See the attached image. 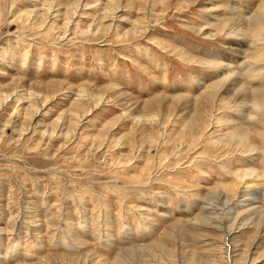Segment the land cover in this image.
<instances>
[{"label": "rangeland", "instance_id": "1", "mask_svg": "<svg viewBox=\"0 0 264 264\" xmlns=\"http://www.w3.org/2000/svg\"><path fill=\"white\" fill-rule=\"evenodd\" d=\"M263 3L0 0V264H264Z\"/></svg>", "mask_w": 264, "mask_h": 264}, {"label": "bare ground", "instance_id": "2", "mask_svg": "<svg viewBox=\"0 0 264 264\" xmlns=\"http://www.w3.org/2000/svg\"><path fill=\"white\" fill-rule=\"evenodd\" d=\"M264 4V3H263ZM105 17V16H104ZM107 17H113V11H112V14H109ZM251 17V16H250ZM110 19V18H109ZM245 22H247L248 24H245ZM235 24L237 25H240V26H244L246 25V28L244 26L243 30L244 29H248V30H252V31H258V30H262V28L264 27V5L262 6V10L258 11L252 19H247V21L245 20H242V19H237L235 21ZM223 31V30H222ZM250 33L252 35H255V32H251ZM264 34V33H263ZM210 36V35H209ZM208 36V37H209ZM263 36V35H262ZM261 36V37H262ZM231 39V38H230ZM243 38L239 39V38H232L231 41L229 40L228 42H226V45L227 46V49L229 50H235L234 52H237L236 54H239V55H242L243 54V46L244 45V41L242 40ZM243 42V43H242ZM220 82V81H219ZM231 86L232 85H235V81H231L230 82ZM214 85H212V88L211 90L214 92L216 89L213 87ZM217 86V84L215 85ZM241 88V87H240ZM210 90V91H211ZM243 90V89H242ZM256 91V90H255ZM260 91V90H259ZM223 93H226V91H223ZM218 94V93H217ZM213 93L211 94L212 98H215L213 97ZM220 95V94H219ZM207 96L209 97V95L207 94ZM210 96V98H211ZM215 96V95H214ZM223 98V97H222ZM208 98H206L205 100H207ZM224 100L227 99L226 98H223ZM242 99V98H240ZM245 99V102L246 103H250V105H253V106H257V105H260V106H264V92H257L256 94H253L250 98H247V95L246 97H244ZM210 99H208L207 101H209ZM243 100V99H242ZM241 100V101H242ZM213 102V101H212ZM240 103H243V102H240ZM245 106V105H244ZM242 109V108H241ZM200 116V115H199ZM244 134V133H243Z\"/></svg>", "mask_w": 264, "mask_h": 264}]
</instances>
